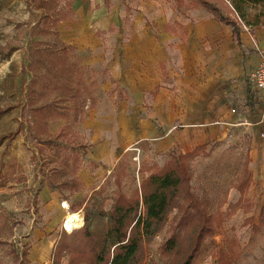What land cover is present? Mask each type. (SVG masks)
<instances>
[{
    "label": "rangeland",
    "instance_id": "1",
    "mask_svg": "<svg viewBox=\"0 0 264 264\" xmlns=\"http://www.w3.org/2000/svg\"><path fill=\"white\" fill-rule=\"evenodd\" d=\"M57 1V13L65 20L59 24L61 43L55 38L34 34L33 28L41 19V11L37 10L38 0H0V171L5 182L4 187L0 188V264H17L13 256L18 254L21 258L23 253L27 254V260L33 264L29 256L34 245H37L36 240L43 236L54 238L63 233H75L84 225L85 212L92 216L90 229L94 233L106 231L109 222L106 215L116 195L123 192L131 198L149 175L147 169L153 165L164 167L169 158L170 151L161 153L153 150L147 142L137 143L134 91L110 83L108 76V64L118 59V52L121 57L123 49L131 45L128 0L118 1L119 15L115 24L112 20L111 26L102 30L95 29L93 39L99 46H88L81 51L77 48H64L68 45L67 40L73 28L83 23L73 19L71 6L74 0ZM207 1L217 7L223 17L227 16L236 22L245 33L264 31V17L260 16L264 13V3L258 4L253 0ZM196 3V0H185L180 5L177 0L157 1V7L165 11L172 9L179 16L180 21H171L165 25L171 26L169 28L172 33L183 40L186 32L175 26L198 24L200 17L196 12H206ZM104 4L105 0H86L82 10L91 14ZM206 13L218 22L212 13ZM257 16L261 17L260 20H257ZM149 24L151 27L157 26L155 22ZM35 43H41L39 47L51 49L54 54H58L61 66L58 65L57 71L51 76L57 79L55 75L58 72L61 81H68L80 89L81 97L80 101H74L76 105L85 103L86 107H90L89 98L96 102L95 107L86 109L88 111L80 122H73V118L67 120L59 117L64 124L61 128L56 126L55 134L48 131L51 120L47 126L32 127L30 124L29 85L36 74L40 76L44 72L42 68H33L30 63L36 52ZM261 49H264V44ZM259 53L264 56V51L259 50ZM36 58L39 60L41 57L36 55ZM163 65L169 77L180 73L176 62L168 65L164 61ZM167 82L165 80L160 85L159 94L170 89L172 96L181 98L184 87L180 90L175 85L177 81L175 84L171 80L169 84ZM246 87L247 98L244 97L245 101L238 105L243 106L241 111L233 112L236 106L228 102L231 114L240 120L247 115V111L253 112L255 109L251 99L252 89ZM37 92L36 107L58 97H66L62 89L55 91L40 88ZM195 95L193 91L186 97L193 100ZM148 98L151 100L153 97L150 95ZM59 105L62 107L60 109H66V104ZM144 107L150 108V105L145 101ZM97 109L99 113L96 112V120L102 122L113 139L120 138L121 142L123 138L118 136H124L126 153L111 173L107 166L100 168L88 159L90 136L94 135L96 126L84 129L83 124L85 118ZM150 112L148 109L142 110L141 115ZM70 114L73 115V112ZM41 115L45 117V111ZM120 115L124 129L116 131ZM235 133L228 134L221 141L208 142L205 147L208 155H201L191 162L194 194L213 216L215 226L213 236L203 240L193 264H264V227L261 230L254 228L259 225L264 204L262 144L260 140L258 151L256 144L253 146L250 134L242 133L239 129ZM98 168L100 173L106 175L98 177ZM86 170L89 171V177L84 175ZM81 175L85 179L89 178L86 181L89 184L81 181ZM117 177L120 179L117 180ZM46 189L54 194L55 200L66 201L71 210L74 206L72 197L78 190H84L83 195L88 203L85 208L77 211L84 214L79 227L71 231L61 223L49 229L51 220L48 212H45L47 205H43L42 198V192ZM176 215L177 211L171 209L156 235L150 240H142L139 264H173L178 257L177 260L182 257L185 252L183 246L170 255L160 252L161 246L174 233ZM34 230H38L41 236H34ZM183 233H179L181 239ZM63 264H67L66 259H63Z\"/></svg>",
    "mask_w": 264,
    "mask_h": 264
},
{
    "label": "crops",
    "instance_id": "2",
    "mask_svg": "<svg viewBox=\"0 0 264 264\" xmlns=\"http://www.w3.org/2000/svg\"><path fill=\"white\" fill-rule=\"evenodd\" d=\"M118 1L105 0L103 6L87 14L82 10L86 0H74L71 6L73 19L83 23L70 32L66 46L71 49L77 48L79 51L88 46L98 47L99 44L93 39L94 31L96 28L102 30L111 26L112 20L113 24L116 23L119 15ZM157 1L128 0L131 45L123 49L121 57L118 52V59L108 62L110 83H117L134 91L137 143L147 142L153 150L161 153L171 150H176L178 153L190 152L198 145H206L212 140L221 141L231 133L235 135L239 129L242 133L251 135L253 146L256 144L255 148H258L261 140V150L264 154V138L260 139V135L264 137V97L248 82L251 71L264 60V56H260L259 53V50L264 51L261 49L264 44V31L255 30L254 33L249 34L241 29L243 44L239 47L234 40L232 26L216 22L210 14L201 11L196 12L200 17L198 24L175 26L186 32L183 40L172 33V29L169 28L171 26L165 25L171 21H180L179 16L175 15L172 9L165 11L164 8L157 7ZM123 14L126 15L125 12ZM60 18L59 24L65 21ZM149 22H155L157 26L151 27ZM164 61H167L168 65L176 62L180 73L169 77L163 65ZM97 65L99 66L100 63ZM165 80L168 84L169 80L174 84L177 81L175 85L180 90L184 87L181 98L172 96L170 89L166 88L168 92L159 94L160 85ZM244 86L252 89L251 99L255 109L253 112L247 111V115L240 120L231 114L229 103L235 104L236 108L233 109H236V113L241 111L243 106L238 105L245 101L244 97L247 98ZM193 91L196 94L193 100L186 97ZM150 95L153 97L151 100L148 98ZM145 101L150 108L144 107ZM147 109L151 112L142 116L141 111ZM98 111L97 109L90 113L83 124L84 129L96 126L94 135L90 136L91 147L88 159L90 163L98 164L100 168L107 166L109 169L107 170L111 173L126 153L124 136H118L123 138L121 142L120 138L113 139L102 122L96 120ZM117 120L116 131L124 129L122 115ZM63 122L60 119L57 122L55 119L51 120L49 133L55 134L56 126L61 128ZM232 127L235 129L232 130ZM100 168L97 169L98 177L105 176V173H100ZM84 175L89 177V171ZM87 180L89 178L85 179L81 175L83 183L89 184ZM83 193L85 192L82 189L74 194L72 197L74 205L86 199ZM54 197L48 189L42 192L43 205H47L45 212H48L47 215L51 220L49 229L61 223L64 227L68 215L78 214L80 219L84 216L81 212L73 213L76 211L71 210L66 201H58ZM81 222L82 220L80 224ZM33 233L34 236H41L38 230H34ZM61 237L62 235L54 238L43 236L37 239V245H34L30 251V261H33V264H53L55 244ZM63 259L69 264L67 258Z\"/></svg>",
    "mask_w": 264,
    "mask_h": 264
},
{
    "label": "trees",
    "instance_id": "3",
    "mask_svg": "<svg viewBox=\"0 0 264 264\" xmlns=\"http://www.w3.org/2000/svg\"><path fill=\"white\" fill-rule=\"evenodd\" d=\"M38 10L42 11L41 20L34 26L33 32L37 36L55 38L60 42L58 25L61 20L56 11L57 0H38ZM185 0H177L178 4H184ZM197 6L206 12L212 13L219 23L233 27L234 40L239 47L242 46L241 28L227 16H222L217 7L207 0H196ZM264 3V0L253 2ZM264 17V13L260 14ZM257 16V20H260ZM61 43V42H60ZM36 44V52L30 63L33 68H42V75H37L29 85L28 105L31 111L32 127L48 125L53 119L73 118V122H80L86 112L85 103L76 105L74 101H80L81 92L68 81H61L58 72L57 79L51 76L61 64L58 54L51 49L39 47ZM63 44V43H62ZM70 50L71 47H64ZM36 55L41 58L37 60ZM66 62L64 63V65ZM41 66V67H40ZM61 66V65H59ZM39 71V70H38ZM81 84V83H80ZM80 86V85H79ZM40 88L58 91L62 89L66 97H58L52 102L36 107L37 92ZM158 91L157 88L155 89ZM43 94V93H42ZM90 99V107H95L96 102ZM85 102V101H84ZM66 104V109H60L59 104ZM70 104V105H69ZM74 104V105H73ZM76 105V106H75ZM74 107V109H72ZM64 108V107H63ZM60 109V110H59ZM45 111V117L42 112ZM73 112V115L70 114ZM206 145H198L190 152L178 153L171 150L164 167L152 166L147 171L149 175L142 181L140 188L130 198L123 192L116 195L114 204L107 212L109 219L106 231L94 233L91 228V214L85 212L84 225L72 235L62 234L61 239L55 244L52 255L53 264H62L63 258L69 260V264H139L142 240H150L159 231V226L165 222L171 209L177 211L175 217L174 233L161 246L163 255H170L180 246L185 252L179 260L173 264H193L200 253L203 240L214 234V219L207 207L195 196L192 188L193 170L191 162L199 156L208 155ZM120 177H117L119 180ZM4 179L0 171V188L4 187ZM120 184V183H119ZM243 199H240L241 202ZM86 199L72 207L74 211L85 208ZM259 225L256 230L264 227V204L261 208ZM183 233V239L179 236ZM71 233V232H70ZM185 254V255H184ZM17 264H30L27 254L20 258L14 255Z\"/></svg>",
    "mask_w": 264,
    "mask_h": 264
},
{
    "label": "built area",
    "instance_id": "4",
    "mask_svg": "<svg viewBox=\"0 0 264 264\" xmlns=\"http://www.w3.org/2000/svg\"><path fill=\"white\" fill-rule=\"evenodd\" d=\"M250 86L254 87L256 92H259L264 97V60L251 71L248 77ZM236 112V110H233Z\"/></svg>",
    "mask_w": 264,
    "mask_h": 264
},
{
    "label": "bare ground",
    "instance_id": "5",
    "mask_svg": "<svg viewBox=\"0 0 264 264\" xmlns=\"http://www.w3.org/2000/svg\"><path fill=\"white\" fill-rule=\"evenodd\" d=\"M80 216L77 214V215H68L66 217V220H65V227L67 228V230H71L72 229H75L77 227H79L80 225Z\"/></svg>",
    "mask_w": 264,
    "mask_h": 264
}]
</instances>
